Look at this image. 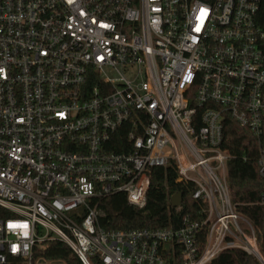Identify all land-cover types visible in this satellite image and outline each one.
I'll use <instances>...</instances> for the list:
<instances>
[{
  "label": "built area",
  "instance_id": "built-area-1",
  "mask_svg": "<svg viewBox=\"0 0 264 264\" xmlns=\"http://www.w3.org/2000/svg\"><path fill=\"white\" fill-rule=\"evenodd\" d=\"M230 118L264 178V0H0V264H264L231 198ZM171 163L202 222L100 226L103 199L145 208ZM54 241L74 259L46 257Z\"/></svg>",
  "mask_w": 264,
  "mask_h": 264
},
{
  "label": "trees",
  "instance_id": "trees-1",
  "mask_svg": "<svg viewBox=\"0 0 264 264\" xmlns=\"http://www.w3.org/2000/svg\"><path fill=\"white\" fill-rule=\"evenodd\" d=\"M225 141L232 158L227 164V180L232 202L240 213L250 218L264 243V207L258 201L264 191V178L258 174V140L233 119L225 126ZM152 186L147 194V205L140 209L127 202L125 194L115 195L101 202L103 215L100 226L107 231H128L133 229H157L180 227L183 219L189 217L193 222H202L205 215L200 213L202 204L192 198L193 184L179 182L180 177L175 164L153 168ZM183 193V205L178 211L171 204L176 193ZM203 243V236L202 241ZM45 256L52 259L72 261L73 253L61 242H49ZM48 244V243H47ZM7 264H23L12 258ZM212 264H260L252 255L241 250H227Z\"/></svg>",
  "mask_w": 264,
  "mask_h": 264
},
{
  "label": "water",
  "instance_id": "water-1",
  "mask_svg": "<svg viewBox=\"0 0 264 264\" xmlns=\"http://www.w3.org/2000/svg\"><path fill=\"white\" fill-rule=\"evenodd\" d=\"M179 182H183L182 179L179 180ZM183 202V193L178 192L171 198V204L173 207L177 208L179 207Z\"/></svg>",
  "mask_w": 264,
  "mask_h": 264
}]
</instances>
